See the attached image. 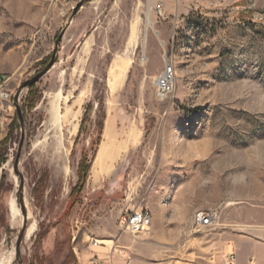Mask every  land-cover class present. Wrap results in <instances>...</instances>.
I'll return each mask as SVG.
<instances>
[{"label":"rangeland","instance_id":"obj_1","mask_svg":"<svg viewBox=\"0 0 264 264\" xmlns=\"http://www.w3.org/2000/svg\"><path fill=\"white\" fill-rule=\"evenodd\" d=\"M80 1L0 0V264H264V0H92L73 14ZM63 30L53 67L19 94L22 131L14 97ZM121 58L129 68L111 92ZM166 61L177 84L160 100ZM20 176L34 231L17 258L23 225L8 203L20 207ZM173 198L219 208L216 221L195 233L192 213L176 235L152 223L136 239L120 227L126 211Z\"/></svg>","mask_w":264,"mask_h":264},{"label":"built area","instance_id":"obj_2","mask_svg":"<svg viewBox=\"0 0 264 264\" xmlns=\"http://www.w3.org/2000/svg\"><path fill=\"white\" fill-rule=\"evenodd\" d=\"M154 87L156 96L160 100H164L174 93L176 89V73L172 71V63L166 61L161 72L154 78ZM2 97L8 98V95L1 94ZM219 208H211L206 211H197L192 218L193 232H203L210 228L217 219V211ZM152 226L151 214L145 208H137L131 211H126L120 221V227L127 232L134 239L144 236L148 233ZM91 245L93 247H102L98 240L92 239ZM227 262L229 264L234 262V256L229 255ZM87 264H105L97 254H94L87 262ZM112 264V263H108ZM124 264H132L130 258L126 257Z\"/></svg>","mask_w":264,"mask_h":264},{"label":"bare ground","instance_id":"obj_3","mask_svg":"<svg viewBox=\"0 0 264 264\" xmlns=\"http://www.w3.org/2000/svg\"><path fill=\"white\" fill-rule=\"evenodd\" d=\"M128 68H129V61L124 59V58L115 60L112 63V65L110 66V68L108 70V74H107V83H108V87L111 90V92L115 91L116 87L122 82L123 78L127 74ZM172 71L175 72V68H174L173 64H172ZM79 103H80V101L78 102V104ZM61 122L66 128H68V127L72 128V130L70 132L71 135H74L77 133L76 127H73L72 110L70 108H67L64 111V113L62 114ZM138 137H139V133L136 134L135 131H132L128 135V140L130 143H132V141L136 142ZM105 138L106 139L103 141V143H101V145L99 147V151H98L97 161L99 164H102L106 159L111 157L110 154L112 151L113 143H112L111 136L109 135V133L106 134ZM17 183H18V188H19V181H17ZM22 195H23L24 206H25V209L27 211V224H26L25 234H24V239L26 240V238L29 237L32 224L30 223L29 210H28V207L26 204L25 193L22 192ZM228 205H230V204H228ZM20 209H21V207H20ZM9 210H10L11 221L13 223H15L16 221H18V218H19V221L23 225V221H24L23 212H22V210H20V216H19V211L16 209V206H15L13 199H11V201H10ZM151 220H152V216H151ZM98 241L100 244L104 243V241H101V240H98ZM106 242L111 243V245H110L111 250H114L116 248L115 242H113L111 240H107ZM117 252H119V250ZM15 253H16V249H15Z\"/></svg>","mask_w":264,"mask_h":264},{"label":"crops","instance_id":"obj_4","mask_svg":"<svg viewBox=\"0 0 264 264\" xmlns=\"http://www.w3.org/2000/svg\"><path fill=\"white\" fill-rule=\"evenodd\" d=\"M107 133L110 132L107 129ZM106 133V134H107ZM111 136V135H110ZM147 209L152 216V223L155 227H161L165 234L176 235L183 229L186 220L189 219L192 213L197 212L196 206L193 203L186 202L180 198L169 199L162 202L160 207L152 205ZM264 248V245H259ZM259 262H264V259L259 258Z\"/></svg>","mask_w":264,"mask_h":264},{"label":"water","instance_id":"obj_5","mask_svg":"<svg viewBox=\"0 0 264 264\" xmlns=\"http://www.w3.org/2000/svg\"><path fill=\"white\" fill-rule=\"evenodd\" d=\"M89 1H92V0H82L80 1L76 7H74L73 9V14H75L78 9L85 3V2H89ZM65 33V30H63L61 32V34L59 35V37L57 38L56 42H55V49L53 51V55L51 57V60L50 62L48 63V65L41 71L39 72L38 74H36L34 77L30 78L29 80L23 82L15 97H14V104H15V107H16V114H17V117H18V120L21 124V130L23 131V117H22V113H21V110H20V107L19 105L17 104L18 102V98H19V94L20 92L25 89V88H29L30 86L36 84L54 65L55 63V55L57 53V49H58V46L59 44L61 43V40L63 38V35ZM23 142H24V135L22 133V136H21V141H20V144H19V149H18V153H17V156H16V161H15V169L17 167V162H18V159L20 157V153H21V149H22V146H23ZM17 171V170H16ZM18 191H19V202H20V207H21V210L23 212V215H24V221H23V226H22V229L18 235V238H17V242H16V256L17 258H19L20 256V244L22 242V239L24 237V234H25V228H26V224H27V211L25 209V206H24V202H23V195H22V192H23V178L20 176V184H19V188H18Z\"/></svg>","mask_w":264,"mask_h":264},{"label":"trees","instance_id":"obj_6","mask_svg":"<svg viewBox=\"0 0 264 264\" xmlns=\"http://www.w3.org/2000/svg\"><path fill=\"white\" fill-rule=\"evenodd\" d=\"M32 86H30V87H32ZM8 140H9V137H7L5 140L0 142V148L4 147L7 144ZM1 163H2V161H1ZM89 169H90V166L87 164L86 156L84 155L79 166H78V177H79V183L81 184V187L86 182Z\"/></svg>","mask_w":264,"mask_h":264},{"label":"flooded vegetation","instance_id":"obj_7","mask_svg":"<svg viewBox=\"0 0 264 264\" xmlns=\"http://www.w3.org/2000/svg\"><path fill=\"white\" fill-rule=\"evenodd\" d=\"M98 152V151H97ZM97 155V154H96ZM96 158V157H95ZM95 161V160H94ZM18 181V180H17ZM18 184V183H17ZM13 199V198H12ZM11 201V200H10ZM13 201H14V203H15V206H16V209L19 211V216H20V207L19 206H17V204H16V201L13 199ZM9 204H10V202L8 203V208H9ZM26 204H27V202H26ZM9 216H10V210H9ZM18 221H19V218H18ZM33 231H34V225L32 224L31 225V229H30V234H29V237L32 235V233H33ZM28 237V238H29Z\"/></svg>","mask_w":264,"mask_h":264}]
</instances>
